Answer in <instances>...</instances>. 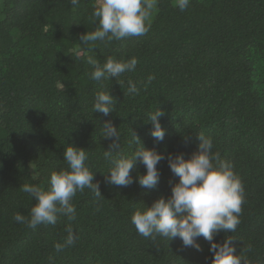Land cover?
Returning a JSON list of instances; mask_svg holds the SVG:
<instances>
[{"label":"trees","instance_id":"1","mask_svg":"<svg viewBox=\"0 0 264 264\" xmlns=\"http://www.w3.org/2000/svg\"><path fill=\"white\" fill-rule=\"evenodd\" d=\"M95 3L0 0V264H210L203 237L197 251L179 238L146 240L137 233L135 208L170 195V182L179 178L164 159L156 189L107 183L110 162L103 153L112 140L100 134L108 119L120 135L113 155L132 153V132L165 157L188 158L198 151L196 135L210 136L213 151L233 164L244 185L240 224L214 240L231 236L238 254L251 245L245 254L264 264V0H190L183 12L174 0H157L145 35L85 45L80 35L98 26ZM108 56L135 57L138 64L120 83L91 80L88 60L102 64ZM129 80L138 94L128 92ZM106 89L115 98L107 117L93 111L95 93ZM158 107L165 113L163 141L152 138L146 120ZM67 143L87 151L102 196L78 191L75 221L61 216L36 230L15 222L14 214L27 217L34 203L22 185L47 187L50 172L67 167ZM143 172L137 161L133 179ZM68 224L77 239L57 252L54 244L63 242Z\"/></svg>","mask_w":264,"mask_h":264},{"label":"clouds","instance_id":"2","mask_svg":"<svg viewBox=\"0 0 264 264\" xmlns=\"http://www.w3.org/2000/svg\"><path fill=\"white\" fill-rule=\"evenodd\" d=\"M71 6L79 4V0H69ZM180 11H185L190 0H174ZM157 0H96L93 5V17L98 26L94 31L80 35L82 44L97 41L123 40L129 37L143 36L150 30V16L156 7ZM93 70L89 73L91 80L115 78L129 71H135L138 60L132 57L128 60L108 56L101 64L89 59ZM154 79L147 77L143 87ZM128 92L138 94L140 88L137 82L128 81ZM115 98L109 89L95 93L93 111L107 117L114 111ZM165 115L159 107L151 112L146 120L152 125L150 135L155 141H163L165 130L160 123V117ZM101 136L111 139L112 143L103 153L105 160L110 162L105 181L118 187H125L136 182L141 188L156 189L159 184L160 171L157 165L166 159L171 172L179 179L170 182V195L158 196L151 205L144 203L135 208L131 222L137 233L146 240H155L157 236L167 241L179 238L185 248L201 250L198 238L203 237L209 243L211 252L210 264H252L245 254L251 252V245L244 252H236L231 236H225L222 242L214 240L218 232L232 233L240 224V214L244 202V185L234 171L230 161L223 159L218 151H213V141L203 132L196 135L198 151L185 158L182 153H169L165 157L154 148L143 145L139 137L132 132L135 145L131 154H117L120 148V135L117 127L110 119L101 124ZM66 168L52 170L49 174L48 186L35 183H24L21 191L29 194L34 203L29 215L17 212L13 220L24 224L28 229L36 230L39 225H55L63 216L67 221L76 220V208L72 203L76 193L85 188L90 189L95 197H101L99 185L94 180V171L86 163L87 151L73 143H67L63 149ZM139 161L144 166V172L138 173L133 179L131 175ZM36 180L37 175L33 174ZM96 210H99L98 208ZM67 233L63 242H56L57 252L72 246L77 236L70 224L66 225ZM51 259V257H50ZM259 260V258H258Z\"/></svg>","mask_w":264,"mask_h":264}]
</instances>
